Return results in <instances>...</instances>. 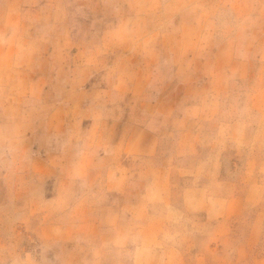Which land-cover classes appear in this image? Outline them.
<instances>
[{
    "label": "clouds",
    "instance_id": "clouds-1",
    "mask_svg": "<svg viewBox=\"0 0 264 264\" xmlns=\"http://www.w3.org/2000/svg\"><path fill=\"white\" fill-rule=\"evenodd\" d=\"M0 264H264V0H0Z\"/></svg>",
    "mask_w": 264,
    "mask_h": 264
}]
</instances>
